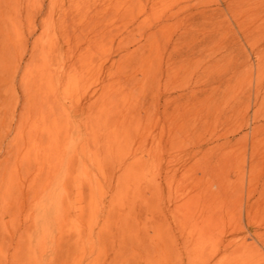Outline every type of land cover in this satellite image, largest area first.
I'll use <instances>...</instances> for the list:
<instances>
[{"label": "rangeland", "instance_id": "obj_1", "mask_svg": "<svg viewBox=\"0 0 264 264\" xmlns=\"http://www.w3.org/2000/svg\"><path fill=\"white\" fill-rule=\"evenodd\" d=\"M0 264H264V0H0Z\"/></svg>", "mask_w": 264, "mask_h": 264}]
</instances>
